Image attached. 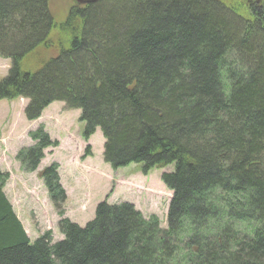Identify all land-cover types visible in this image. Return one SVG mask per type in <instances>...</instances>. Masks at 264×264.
Returning <instances> with one entry per match:
<instances>
[{"label": "trees", "instance_id": "16d2710c", "mask_svg": "<svg viewBox=\"0 0 264 264\" xmlns=\"http://www.w3.org/2000/svg\"><path fill=\"white\" fill-rule=\"evenodd\" d=\"M48 1L0 0V99L26 98L28 120L57 100L78 109L81 136L100 128L113 169L171 165L161 181L172 196L163 229L105 201L80 226L62 216L53 163L38 175L63 238L31 241L0 173V264H264V0H71L67 48L31 73L21 60L54 28ZM29 136L24 171L55 145L41 127Z\"/></svg>", "mask_w": 264, "mask_h": 264}, {"label": "rangeland", "instance_id": "374dc122", "mask_svg": "<svg viewBox=\"0 0 264 264\" xmlns=\"http://www.w3.org/2000/svg\"><path fill=\"white\" fill-rule=\"evenodd\" d=\"M220 1L226 5H242L246 0ZM70 5L71 0L48 1L54 28L43 46L23 57V69L32 73L61 48H67L70 34L62 25ZM69 26L74 28L72 24ZM8 68L9 59L0 58V79L7 75ZM26 102L24 97L0 99V173L8 176L2 186L4 194L31 241L44 231H50L53 239L61 238L56 228L61 217L52 200L47 198L43 179L38 175L43 167L53 163L58 165L60 183L66 188L62 216L69 221L83 225L94 216L97 203L124 201L133 203L143 217L153 214L159 219V226L166 227L170 191L160 176L171 171V165L154 167L147 174L142 173L141 165L136 163L113 169L102 160L105 138L101 130L96 128L87 140L81 137L83 122L78 121L77 109H66L62 101L57 100L48 103L38 118L28 121L23 115ZM39 127L55 145L42 150L43 157L36 170L24 171L16 159L17 149L30 144L29 131ZM87 146L89 152L85 150Z\"/></svg>", "mask_w": 264, "mask_h": 264}, {"label": "water", "instance_id": "95a60500", "mask_svg": "<svg viewBox=\"0 0 264 264\" xmlns=\"http://www.w3.org/2000/svg\"><path fill=\"white\" fill-rule=\"evenodd\" d=\"M76 2H79V3H87L88 1L87 0H75Z\"/></svg>", "mask_w": 264, "mask_h": 264}]
</instances>
